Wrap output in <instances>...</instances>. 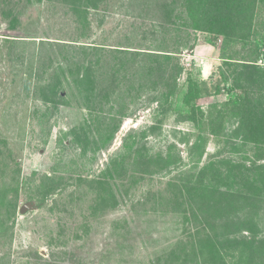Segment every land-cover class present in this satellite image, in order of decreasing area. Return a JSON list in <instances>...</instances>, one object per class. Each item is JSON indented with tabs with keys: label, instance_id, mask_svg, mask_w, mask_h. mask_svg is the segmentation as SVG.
<instances>
[{
	"label": "rangeland",
	"instance_id": "374dc122",
	"mask_svg": "<svg viewBox=\"0 0 264 264\" xmlns=\"http://www.w3.org/2000/svg\"><path fill=\"white\" fill-rule=\"evenodd\" d=\"M91 2L2 5L0 264H264V133L238 131L223 107L264 103L241 78L264 65V3L239 41L189 27L183 0ZM190 79L209 88L194 114ZM206 164L244 196L235 224L210 219ZM207 235L221 251L201 245Z\"/></svg>",
	"mask_w": 264,
	"mask_h": 264
},
{
	"label": "trees",
	"instance_id": "16d2710c",
	"mask_svg": "<svg viewBox=\"0 0 264 264\" xmlns=\"http://www.w3.org/2000/svg\"><path fill=\"white\" fill-rule=\"evenodd\" d=\"M5 2L6 0H0V12H4V16L6 15V12L5 7L2 8V5L4 6ZM88 2L93 4L91 0H88ZM263 3L264 0H183V6L187 14L185 17L187 18L185 23H187V25H189V27L191 28L199 29L203 32L214 35L215 39H219V37H224L228 40L230 38H236L239 39V41H247L255 33L254 30L256 24H254L253 19L256 16V9L259 7V5ZM260 26L263 30L261 33H263V22ZM85 47L90 46H84V50H86ZM89 50L94 49L89 48ZM257 54H259L258 57H261L264 63V42L261 44V48H257ZM166 56L171 57L170 55ZM243 67L245 69V72L243 74L244 78H241L243 81H245V88H243L244 92L246 94H249L250 91H254L255 93L260 94L262 92L261 90H264V65L258 64L257 60L253 61V63L247 62V64H244ZM181 69L182 68L180 67L177 68L178 73L181 71ZM91 76L92 73L86 71L83 74L80 73L78 79L87 80L88 78H91ZM172 81H174V84H170ZM169 84L171 86L170 89L178 88L177 81L173 78L169 80ZM189 84V99L186 104L190 106V102L194 100L196 96L201 95L202 91L207 92L209 88L207 86V83H199L198 87L197 83L191 79L189 80ZM194 92H196L197 94L193 95ZM262 97L258 96L256 98H250L248 96H238L223 104V107L227 108L226 115H231L232 117L236 118L237 121H239L238 131H249L254 136L258 133H264V103H262V99L260 100V98ZM191 108H193L194 112H192L194 114L196 110H194L193 106ZM206 121L207 120H205V122ZM198 122H200V120ZM208 125L210 124H204L205 127H208ZM211 132H213L214 134L216 133L215 130H211ZM204 142H206V138L200 137L193 145V148L199 150L201 154L203 153V156L205 155L206 148L204 146L202 147L201 144ZM203 156L201 158H204ZM210 166L213 167L212 165ZM208 167L209 165L207 166L206 164L204 166V169L201 170V172L203 173L201 175L202 180L198 183L200 184V187H207V190H211L209 191V193L212 194L208 198L213 202L212 206L216 210L211 209L212 211L210 212V214L212 215L210 216V219H213L215 223L221 220L225 221L229 219L228 221L231 224H235V222L237 220H240L242 217L239 212L242 209V198L244 196L236 192H233L231 194L224 192L221 186H217L221 183L223 178L217 179V176H208L205 173V170H208ZM120 169H122L121 166ZM108 171H112L111 167L108 169ZM218 176L221 175L219 174ZM188 177L193 179L194 175H188ZM195 182L196 181H194V183ZM106 185L108 186V188H110V183ZM191 187L188 184H185L183 186V188L188 190L190 193H194V190L192 191ZM200 191L201 190H197V192L195 193H198ZM7 204V197H5L0 202V216H2ZM12 212L13 211H10L9 213ZM4 225L5 224L3 223V227H6ZM3 231L4 232H1L0 234V238L6 237L9 234L10 229L7 228ZM5 232L8 234H6ZM249 242V247L252 250L253 255H255L256 251L253 247L254 242L253 240ZM201 245H205V247H210V249H214V251H221V249L223 248V243L221 242L219 236L216 238H211L210 235H207L206 241L203 242Z\"/></svg>",
	"mask_w": 264,
	"mask_h": 264
}]
</instances>
